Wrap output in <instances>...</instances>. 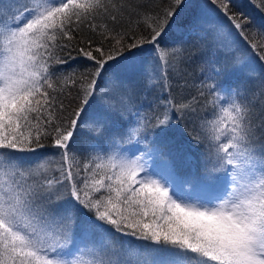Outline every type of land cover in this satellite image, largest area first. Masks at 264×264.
<instances>
[{
	"label": "snow or ice",
	"instance_id": "1",
	"mask_svg": "<svg viewBox=\"0 0 264 264\" xmlns=\"http://www.w3.org/2000/svg\"><path fill=\"white\" fill-rule=\"evenodd\" d=\"M185 2L0 0V264H264V25Z\"/></svg>",
	"mask_w": 264,
	"mask_h": 264
},
{
	"label": "trees",
	"instance_id": "2",
	"mask_svg": "<svg viewBox=\"0 0 264 264\" xmlns=\"http://www.w3.org/2000/svg\"><path fill=\"white\" fill-rule=\"evenodd\" d=\"M154 2L160 6H166L169 2V0H154ZM259 2V0H257ZM214 6L210 5L208 3V0H186L183 9L180 11V13L175 18V23L173 24L172 30L170 32L169 37L167 38L170 42L173 39H177L180 37V32L177 28V25L184 24L188 20L192 18V15L194 13L199 12L201 9H213ZM234 10L238 12L244 13L247 17H249L253 24L255 26L264 25V12H261L257 6L253 3V0H234ZM222 18V17H221ZM110 24V22H109ZM150 49V46L145 45L144 50V57L148 58L147 55H145V52ZM72 56L75 57V60L69 59L68 61V67L69 68H77L81 67L86 62L81 57H76V53L73 51ZM200 57L197 56L192 64L188 66V71L191 73L190 79L195 82L199 83V77H200V71L197 67V63L199 61ZM221 63H226L223 59V57H218ZM257 71H256V79L255 80H249L246 78V76L242 73L233 71L230 67V64L228 66L227 71L225 72L223 76V82L226 86H231L232 88H238V89H245V90H254L259 85V81L261 79H264V72L260 71L259 65H255ZM107 75V74H106ZM175 91V90H174ZM174 124H176V127L172 130L175 133L176 139L181 140V134L184 132L185 124L184 122H176L173 121ZM262 140H264V136L261 137ZM78 141L81 145H83L86 141L85 136L78 137ZM50 143V141H49ZM171 149L173 158L176 161V167H177V173L181 176L189 174L191 171H194L197 163L201 156V150L202 148L197 146L194 142L188 143V142H181L178 145H164L163 150L169 151ZM55 150L52 148H45L42 150H39L37 155H39L41 152L45 153H52ZM206 195L204 198H208L211 196V193L209 194L208 191H205ZM123 239H131L129 237H124Z\"/></svg>",
	"mask_w": 264,
	"mask_h": 264
},
{
	"label": "rangeland",
	"instance_id": "3",
	"mask_svg": "<svg viewBox=\"0 0 264 264\" xmlns=\"http://www.w3.org/2000/svg\"><path fill=\"white\" fill-rule=\"evenodd\" d=\"M145 55H147V57L148 58H146L147 60H151V58L153 57V55H154V53L151 51V49H148L146 52H145ZM150 163H151V161H150ZM211 192H209V194H210ZM206 195V192L204 191V192H202L201 193V196L204 198V196ZM211 195H212V193H211Z\"/></svg>",
	"mask_w": 264,
	"mask_h": 264
}]
</instances>
